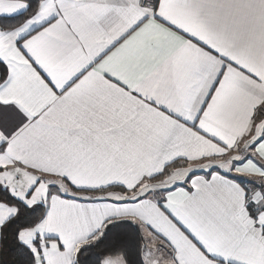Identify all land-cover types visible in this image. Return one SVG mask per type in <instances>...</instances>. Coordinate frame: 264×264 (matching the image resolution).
<instances>
[{"label":"snow or ice","instance_id":"6c2138e0","mask_svg":"<svg viewBox=\"0 0 264 264\" xmlns=\"http://www.w3.org/2000/svg\"><path fill=\"white\" fill-rule=\"evenodd\" d=\"M0 264H264V0H0Z\"/></svg>","mask_w":264,"mask_h":264}]
</instances>
